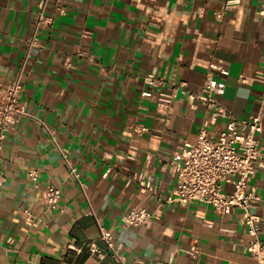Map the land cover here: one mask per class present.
<instances>
[{"label":"crops","instance_id":"0c3cea01","mask_svg":"<svg viewBox=\"0 0 264 264\" xmlns=\"http://www.w3.org/2000/svg\"><path fill=\"white\" fill-rule=\"evenodd\" d=\"M39 2L0 0V80L23 69L26 111L1 152L0 264H118L99 225L125 264H257L246 251L252 237L242 210L222 215L195 202L166 205L149 227H125L122 218L157 205L134 175L153 178L163 196L172 195L169 162L178 146L196 143L206 122L217 136L228 116L264 110V86L239 81L264 64V0H47L44 16L52 21L39 26L38 45L30 48ZM227 2L234 6L225 9ZM57 6L63 15H54ZM151 71L193 93L211 74L225 84L222 116L211 120L205 106H192L181 93L167 112L158 89L142 96ZM137 124L148 131L136 136ZM258 139L264 148V128ZM47 186L62 191L52 211L43 199ZM249 189L264 197V169ZM251 212L264 228V204ZM88 242L106 255L91 254Z\"/></svg>","mask_w":264,"mask_h":264},{"label":"built area","instance_id":"2783aa9c","mask_svg":"<svg viewBox=\"0 0 264 264\" xmlns=\"http://www.w3.org/2000/svg\"><path fill=\"white\" fill-rule=\"evenodd\" d=\"M47 0H40L38 3V20L34 35L30 41V48L38 45V28L41 24L50 23L52 18L44 16ZM234 6L233 2H227L225 9ZM64 8L57 6L54 15H63ZM264 17V3L260 10ZM217 18H223V12L217 13ZM30 56V49L26 59ZM211 68L219 69L223 75L228 72L226 69L211 64ZM23 69L19 75L12 80H0V160L4 141L9 132L15 129L18 120L26 114L21 105V98L24 92ZM239 81L243 84L261 83L264 86V64L261 70L252 76L241 75ZM145 83L149 90L142 93L144 97L153 95L158 89V100L167 104V112H172L170 105L175 96L179 93L187 96L190 104L200 103L210 113V119L216 120L222 116L220 109L219 95L223 93L225 84L217 82L211 74H208L200 92L193 93L187 89L186 84L180 86L168 85L166 80L159 77L155 71L145 76ZM229 120L225 128L217 135H209L206 122L201 130L197 142L194 144L184 143L176 149L169 162V168L176 177V188L172 195L163 196L159 185L153 178L143 174H136L132 177L142 193L154 197L156 207L148 209L145 207L132 208L123 218L122 224L125 227H149L155 220L160 219L166 205L188 206L195 202H202L211 206L217 213L226 215L242 210L244 223L252 237L246 251L257 261V264H264V228L261 226V217L251 212V209L258 204H264V197L258 195L254 190L249 189L251 179L259 170L264 169V148L258 139V134L264 128V110L248 118L235 119L228 116ZM148 128L143 124L134 127V134L142 136ZM66 158V150H60ZM67 160V159H66ZM68 161V160H67ZM69 166V164H68ZM79 180L80 176L75 169L72 170ZM29 176L37 181V172L31 170ZM6 179L0 167V187ZM81 186L83 185L80 183ZM62 191L56 186H47L43 190L44 203L48 210H55L59 207ZM28 220L32 222L31 213L25 211ZM101 239L107 245L111 257L118 264H125L118 247L112 241L109 230L99 225ZM87 247L91 254L103 258L106 253L94 242H88ZM196 257V252L190 253Z\"/></svg>","mask_w":264,"mask_h":264}]
</instances>
